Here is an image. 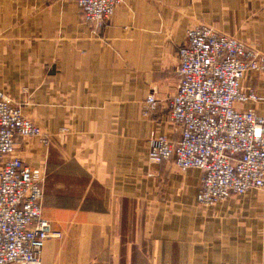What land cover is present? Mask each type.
<instances>
[{"label": "crops", "instance_id": "0c3cea01", "mask_svg": "<svg viewBox=\"0 0 264 264\" xmlns=\"http://www.w3.org/2000/svg\"><path fill=\"white\" fill-rule=\"evenodd\" d=\"M201 23L264 55V0H123L98 31L77 0H0V90L49 140L15 141L60 234L41 264H264V188L204 208L200 170L147 158L150 137L180 138L168 99ZM241 88L257 100L235 107L264 118V76Z\"/></svg>", "mask_w": 264, "mask_h": 264}, {"label": "built area", "instance_id": "2783aa9c", "mask_svg": "<svg viewBox=\"0 0 264 264\" xmlns=\"http://www.w3.org/2000/svg\"><path fill=\"white\" fill-rule=\"evenodd\" d=\"M123 0H77L83 23L105 27ZM179 81L168 99L169 120L180 138L150 137L148 161H172L184 172L198 169L197 204L209 208L232 196L264 188V118L237 103L257 100L243 91L247 73L264 76V55L253 46L219 34L206 24L185 31L177 52ZM159 104L152 92L143 105L148 116ZM49 140L0 90V264H41L48 238H60L42 218V178L15 155L16 139Z\"/></svg>", "mask_w": 264, "mask_h": 264}]
</instances>
